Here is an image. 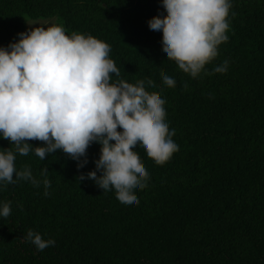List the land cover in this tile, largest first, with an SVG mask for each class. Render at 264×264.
I'll list each match as a JSON object with an SVG mask.
<instances>
[{"label": "trees", "instance_id": "obj_1", "mask_svg": "<svg viewBox=\"0 0 264 264\" xmlns=\"http://www.w3.org/2000/svg\"><path fill=\"white\" fill-rule=\"evenodd\" d=\"M160 15L162 0H0V47L39 19L108 43L120 71L112 82L144 80L165 99L179 145L163 165L136 149L150 179L133 208L114 189L79 180L96 170L98 143L81 169L62 150L44 160L18 154V170L30 167L43 181L46 168L51 186L0 184V205L11 202V214L0 217V264H264V0H232L229 39L206 65L212 73L228 61V71L195 79L168 61L163 37L150 30ZM12 143L0 138L2 149ZM29 230L54 246L39 251L25 239Z\"/></svg>", "mask_w": 264, "mask_h": 264}, {"label": "clouds", "instance_id": "obj_2", "mask_svg": "<svg viewBox=\"0 0 264 264\" xmlns=\"http://www.w3.org/2000/svg\"><path fill=\"white\" fill-rule=\"evenodd\" d=\"M162 6L167 16H154L148 25L163 37L168 61L193 79L202 73H226L228 61L212 73L206 65L229 39L232 0H162ZM37 25L18 33V41L0 47V138L13 142L8 149L0 148V184L24 180L37 187L42 182L47 189L48 169L42 170L43 181L30 167L18 170V154L34 152L44 160L62 150L81 169L95 142L101 146L96 170L82 173L79 180H93L103 193L114 189L122 205L137 206L136 193L147 186L150 176L136 149L142 148L157 165L179 151L175 130L170 131L166 122L165 99L147 91L144 80L113 83L111 74L119 77L120 71L110 58L108 43L77 32L67 35L62 25ZM162 80L169 88L176 87L171 76ZM147 84L154 87L151 80ZM30 140L44 143L34 147ZM10 214L11 202L0 205V217ZM25 239L39 251L55 244L32 230Z\"/></svg>", "mask_w": 264, "mask_h": 264}, {"label": "rangeland", "instance_id": "obj_3", "mask_svg": "<svg viewBox=\"0 0 264 264\" xmlns=\"http://www.w3.org/2000/svg\"><path fill=\"white\" fill-rule=\"evenodd\" d=\"M34 21H37V22H30L29 23V29H28V31H30L34 27L39 26L37 24H40V25H44V24L51 25L52 24L51 22L50 23L48 22V19L47 20H45V19H39V20H34ZM43 22H47V23H43Z\"/></svg>", "mask_w": 264, "mask_h": 264}]
</instances>
